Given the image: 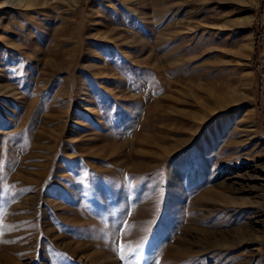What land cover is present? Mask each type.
I'll list each match as a JSON object with an SVG mask.
<instances>
[{
  "label": "rangeland",
  "instance_id": "1",
  "mask_svg": "<svg viewBox=\"0 0 264 264\" xmlns=\"http://www.w3.org/2000/svg\"><path fill=\"white\" fill-rule=\"evenodd\" d=\"M11 2L0 264H264V0Z\"/></svg>",
  "mask_w": 264,
  "mask_h": 264
},
{
  "label": "bare ground",
  "instance_id": "2",
  "mask_svg": "<svg viewBox=\"0 0 264 264\" xmlns=\"http://www.w3.org/2000/svg\"><path fill=\"white\" fill-rule=\"evenodd\" d=\"M55 1L58 4H60L61 1H66V0H55ZM71 2L74 3V4H78L79 0H71ZM45 3H42V4H45ZM255 4H256V0H249V9H252L255 6ZM1 8H6L5 9L6 11H8L11 14L17 15V17L19 19H21V18L25 19L26 17H29L30 18V19H28L29 21L26 22V25H29V26L36 22V20H34V16L32 17V13L36 14L37 11L38 12L46 11L45 8L42 7L41 3H37L36 0H12L10 5H8V4L5 5L4 4V6H1ZM60 12H61V15H66V13H64L63 11H60ZM19 24H20V22H19ZM19 24H18V26H17V24H15L14 27L15 28H19ZM248 46L251 47L250 42L248 43ZM244 48H246L245 45H244Z\"/></svg>",
  "mask_w": 264,
  "mask_h": 264
}]
</instances>
